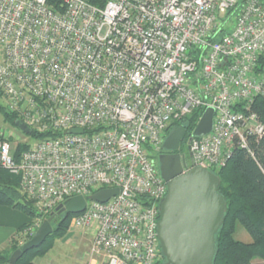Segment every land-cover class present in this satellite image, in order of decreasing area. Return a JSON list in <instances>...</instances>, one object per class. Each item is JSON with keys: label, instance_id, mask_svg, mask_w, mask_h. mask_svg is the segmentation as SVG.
Wrapping results in <instances>:
<instances>
[{"label": "built area", "instance_id": "1", "mask_svg": "<svg viewBox=\"0 0 264 264\" xmlns=\"http://www.w3.org/2000/svg\"><path fill=\"white\" fill-rule=\"evenodd\" d=\"M62 3L58 11L48 0H0L4 108L32 131L52 135L30 144L23 133L18 142L0 131V169L19 176L44 216L72 197L86 198L71 228L93 233L91 258L158 264L167 187L153 155L164 150L168 129L196 110L214 111L210 133H190L184 173L219 170L234 146L247 149L250 138L264 135L251 110L264 94V68L256 72L264 1ZM17 144L27 147L18 157ZM104 189L119 193L105 203L88 200Z\"/></svg>", "mask_w": 264, "mask_h": 264}, {"label": "trees", "instance_id": "2", "mask_svg": "<svg viewBox=\"0 0 264 264\" xmlns=\"http://www.w3.org/2000/svg\"><path fill=\"white\" fill-rule=\"evenodd\" d=\"M243 1L241 0V2ZM48 2L58 11L64 9L62 0H48ZM89 2L101 6L103 0H89ZM263 68L264 57H261L256 72L262 71ZM251 110L257 114L259 121L264 126V94L254 99ZM0 113L3 115L4 121L9 122L20 131L17 124H23L22 120L7 112L1 105ZM201 114V110H196L181 122L173 125L183 126L187 132L186 141H188ZM170 130L169 128L168 131ZM30 136L35 139H43L52 135L32 131ZM26 148L25 144H17L14 155L18 157L20 152ZM212 172L220 179L217 191L226 202L223 223L215 236L213 264H252L253 259L264 261V135L258 140L250 138L247 149L234 146L226 165L219 170H212ZM0 205L20 210L31 219L30 224L24 225L18 230L19 233L25 228L31 227L35 220H44L50 216H44L37 211L35 201L29 198L20 187L19 176L2 169H0ZM54 212L53 232L38 248L25 252L16 264H37V258L44 257L53 248L55 239H61L70 230L73 216L68 215L64 218L63 213L57 208ZM237 224L246 231L251 242L245 243L235 239ZM31 237L29 236L28 239ZM21 246H17L16 238H12L9 245L0 251V264H7L11 253L20 249ZM164 263L165 258L161 252V260L158 264Z\"/></svg>", "mask_w": 264, "mask_h": 264}, {"label": "water", "instance_id": "3", "mask_svg": "<svg viewBox=\"0 0 264 264\" xmlns=\"http://www.w3.org/2000/svg\"><path fill=\"white\" fill-rule=\"evenodd\" d=\"M214 111L207 108L202 113L192 132V138L210 133ZM17 127L25 135L32 130L24 124ZM71 134H82V129H72ZM185 135V129L173 127L163 148L176 152ZM191 138L188 139L190 143ZM183 156L175 153L161 154L158 158L161 178L166 183L167 194L159 207L157 235L159 247L166 264H213L215 256V236L222 226L226 202L218 193L219 177L212 171L195 167L183 172ZM119 193L118 189H104L88 200L105 203ZM86 198L75 196L57 207L64 218L82 213L86 207ZM55 213V212H54ZM54 213L38 226L32 237L14 251L7 264H16L21 256L38 248L53 232Z\"/></svg>", "mask_w": 264, "mask_h": 264}, {"label": "rangeland", "instance_id": "4", "mask_svg": "<svg viewBox=\"0 0 264 264\" xmlns=\"http://www.w3.org/2000/svg\"><path fill=\"white\" fill-rule=\"evenodd\" d=\"M231 28H232V26L230 27V29ZM4 104H5V102H4L3 98L0 97V105L4 106ZM0 131H6V134L9 132L13 133V135L16 139H20V140H17L18 142H20V141H22V139H24L19 130L15 129L14 126L11 125L9 122L4 121L3 115L1 113H0ZM26 140H28V142H30V144H32V143H36V141L38 139H35L30 135H26ZM186 140H187V137H186V139H183L181 141L180 146L176 152L180 155L184 154L186 162L189 164L190 160H189V155H188V150H187V141ZM153 156L155 157V160H158V155H153ZM7 207L9 209L15 211L17 214L21 215L23 218H25L26 222H28V220L31 221V219L26 214H24L22 211L14 209V208L9 207V206H7ZM72 216L75 217L74 214ZM73 217H72V219H73ZM39 222L41 224L42 220L41 219L35 220L32 223V228L34 229L37 226V223H39ZM53 224H54V221L52 222V227H53ZM37 228L38 227L35 228V231ZM70 228H71V226H70ZM71 229L74 230V231H71V232H73V237L78 234V232L75 231V228H71ZM30 234H32V232ZM30 234H27L25 237L22 236L20 238H17L16 239L17 246L22 245L27 240H29L28 237L30 236ZM234 237L236 240H239V241H242L245 243L251 242L249 235L246 233V231L239 224L236 225V231H235ZM36 262H37V264H74V263H76L77 262V252L75 251V247L73 245V239L65 242L64 244H61V239H55L54 244H53V248L44 257L37 258ZM251 263L252 264H264V261L261 259H253L251 261ZM164 264H166V261Z\"/></svg>", "mask_w": 264, "mask_h": 264}, {"label": "crops", "instance_id": "5", "mask_svg": "<svg viewBox=\"0 0 264 264\" xmlns=\"http://www.w3.org/2000/svg\"><path fill=\"white\" fill-rule=\"evenodd\" d=\"M29 221L26 222L25 218L7 206L0 205V251L9 245L12 238H18L20 234L18 230L22 226L30 224L31 221ZM71 231L74 230L70 228L67 234L61 238V244L73 239V245L77 252V262L74 264H103L102 258H91L89 256L93 233L86 229H75L78 234L73 237Z\"/></svg>", "mask_w": 264, "mask_h": 264}, {"label": "flooded vegetation", "instance_id": "6", "mask_svg": "<svg viewBox=\"0 0 264 264\" xmlns=\"http://www.w3.org/2000/svg\"><path fill=\"white\" fill-rule=\"evenodd\" d=\"M178 126H179V125H178ZM179 127H182V128H183L182 125L179 126ZM186 137H187V132H186V130H185V135H184V137L182 138V140L185 139ZM182 140H181V141H182ZM180 143H181V142H180ZM179 146H180V144H179ZM187 148H188V143H187ZM175 153H177V152L167 151V150L164 149V150L162 151L161 154H164V155H165V154H166V155H171V154H175Z\"/></svg>", "mask_w": 264, "mask_h": 264}]
</instances>
